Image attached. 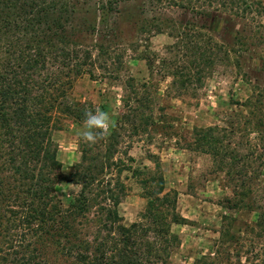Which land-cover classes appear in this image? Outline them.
I'll return each mask as SVG.
<instances>
[{"label":"trees","instance_id":"16d2710c","mask_svg":"<svg viewBox=\"0 0 264 264\" xmlns=\"http://www.w3.org/2000/svg\"><path fill=\"white\" fill-rule=\"evenodd\" d=\"M128 1L0 0V264H50L52 248L70 264H172L180 246L172 226L189 220L177 211L176 192L165 191L159 159L150 155L153 168L115 160L124 125H132L136 133H147L154 125L143 103L134 105L135 98L127 96L128 111L105 139L95 145L82 142L80 160L69 177L63 174L53 137L65 118L83 122L85 109H95L71 98L75 82L83 75L96 77L97 71L120 70L118 60L119 66L112 67L116 61L110 42L90 46L83 39L92 32L104 41L116 38V16ZM173 7L195 17L226 14L227 23L240 20L248 28L237 33L235 46L216 40L203 24L172 25L176 40L166 47L172 55L161 58L169 74L184 78V87L194 78L204 83L221 67L232 69V86H238L230 93L231 110L223 114L222 124L194 128L193 137L196 148L212 157L214 170L231 186L233 196L227 202L255 212L256 219L238 236L227 225L231 217L224 216L216 249L194 264H264V251L255 252L254 241L246 244L249 235L264 238V83L238 70V58L247 51L242 46L253 39L247 32L259 30L252 35L264 37L259 22L264 0H149L143 11L162 15ZM99 12L107 15L106 21L91 24L88 17ZM78 14L88 20L78 24ZM158 25L157 31L165 29L162 22ZM260 61L263 72V54ZM152 65L149 60L150 69ZM240 89L243 97L237 96ZM112 167H118L116 174L108 176ZM124 170L137 177L147 201L130 225L118 210L126 196L120 179ZM66 180L80 191L60 198L56 186ZM93 208L95 219L89 217Z\"/></svg>","mask_w":264,"mask_h":264},{"label":"rangeland","instance_id":"374dc122","mask_svg":"<svg viewBox=\"0 0 264 264\" xmlns=\"http://www.w3.org/2000/svg\"><path fill=\"white\" fill-rule=\"evenodd\" d=\"M148 5L149 0H130L123 5L122 12L116 16L118 35L111 41L97 38L96 32L84 35V42L90 46L95 42H110L113 60L116 61L112 67L117 68L120 63V70L113 74L97 71L98 76L92 78L83 75L75 82L70 96L76 101L91 104L95 109L109 112L113 119L112 128L120 120L121 114L128 111L124 106L127 96L135 98L134 105L143 103L145 113L152 115L154 125L148 127L147 133H136L130 124L119 130L121 139L115 160L121 159L133 167L153 168L150 155L159 159L165 191L176 192L177 211L189 220L186 224L172 226L180 238V246L171 257L172 264H194L199 256L209 254L212 248L216 249L214 243L219 238L224 216L231 217L227 225L238 236H243L246 227L256 219L255 212L241 206L232 208V202H227L233 196L231 186L224 180L222 172L214 170L212 157L196 148L193 137L194 128L222 124L220 119L223 114L231 110L230 93L238 86H232L236 84L232 69L221 67L204 83L200 84L194 78L184 87V78L169 74L168 69L161 66V58L172 55L166 50L176 40L170 33L172 25L181 26L187 21L203 24L206 32L216 40L235 46L239 43L237 33L244 27L240 20L227 23L226 14L215 13L211 18L195 17L189 10L173 7L160 15L152 10L144 12L143 7L147 9ZM106 18L103 12L88 17L92 20L90 23L97 26L102 25ZM88 19L78 14L76 21L81 25ZM160 22L165 29L157 31L156 26ZM259 22L264 26V14ZM259 32H247V37L253 39L249 45L242 46L245 49L247 46V51L238 58L241 64L238 70L247 79H257V83L262 85L264 71L261 72L260 68V54L264 56V37L255 38ZM149 60L153 64L151 69L148 67ZM244 95L240 89L237 96ZM82 125L83 122L67 117L61 129L53 133L58 144L57 157L62 162L66 177L70 176L73 165L80 160L83 141L78 139L75 130ZM118 164H121L120 160ZM117 168L109 169L108 176H115ZM120 179L126 186V196L118 210L123 223L130 225L139 219L147 201L143 197L141 184L131 171H122ZM79 191L80 186L69 180L56 186V194L60 198L76 196ZM94 211L96 208L89 215L93 219ZM251 241H254L255 252L264 251V238L259 239L252 234L247 236L246 244ZM228 244L225 247L234 248V245ZM48 257L50 264H70L69 260L55 252V248L49 250Z\"/></svg>","mask_w":264,"mask_h":264},{"label":"clouds","instance_id":"9594fccd","mask_svg":"<svg viewBox=\"0 0 264 264\" xmlns=\"http://www.w3.org/2000/svg\"><path fill=\"white\" fill-rule=\"evenodd\" d=\"M113 126V119L109 112L100 108L85 109L83 125L75 130L78 139L89 145H95L105 139Z\"/></svg>","mask_w":264,"mask_h":264}]
</instances>
